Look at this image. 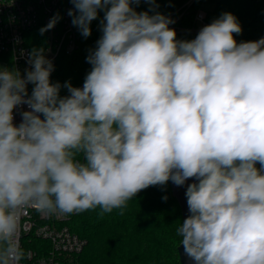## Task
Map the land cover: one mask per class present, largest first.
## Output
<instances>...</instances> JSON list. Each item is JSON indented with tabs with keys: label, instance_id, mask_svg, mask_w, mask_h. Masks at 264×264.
<instances>
[{
	"label": "clouds",
	"instance_id": "obj_1",
	"mask_svg": "<svg viewBox=\"0 0 264 264\" xmlns=\"http://www.w3.org/2000/svg\"><path fill=\"white\" fill-rule=\"evenodd\" d=\"M69 2L85 39L103 12L82 87L51 81L44 47L20 50L23 73L0 67V264L31 255L20 246L26 209L123 215L142 190L189 180L176 230L184 255L264 264V38L238 43L230 12L180 40L157 0Z\"/></svg>",
	"mask_w": 264,
	"mask_h": 264
},
{
	"label": "trees",
	"instance_id": "obj_2",
	"mask_svg": "<svg viewBox=\"0 0 264 264\" xmlns=\"http://www.w3.org/2000/svg\"><path fill=\"white\" fill-rule=\"evenodd\" d=\"M165 0L159 4L158 11L162 14L167 13ZM211 0H192L188 8L189 14L185 17V23L192 25V19L195 12L202 8ZM213 2V1H211ZM200 3V6L197 5ZM211 10L207 11V22L211 23L214 19L224 12L232 13L242 27V33L234 34V38L240 41H256L264 38V0H217L214 2ZM148 8L141 3L136 9L146 11ZM169 14V13H168ZM167 14V15H168ZM103 17V12L99 18ZM99 18L92 22V35L87 39L81 36L78 50L68 56L60 58L57 71L51 75L53 83L59 81L63 84L65 81H71L73 86L78 87L84 82V78L91 66L86 62L88 49L95 47V42L99 39ZM196 35L192 36L194 39ZM64 74V71H67ZM79 75V76H78ZM30 86V92H31ZM67 90L62 89L61 95H66ZM170 183V181H169ZM171 199L177 205L178 221L177 228L183 222L181 208L173 196L171 183ZM153 188L142 190L127 204L124 214L120 215L119 209H114L111 213H105L102 217L98 215L99 208L87 210L75 214L69 222L73 233L86 239L88 244L84 251L79 255H70L66 257L63 264H160L162 250L160 249V229L168 230V220L165 215V208H161L159 216L148 215L146 208L153 203ZM158 202L159 199L156 198ZM155 221H151L150 218ZM181 237L176 245V251L179 258L178 247ZM90 247V253H83ZM179 264L180 262V258Z\"/></svg>",
	"mask_w": 264,
	"mask_h": 264
},
{
	"label": "built area",
	"instance_id": "obj_3",
	"mask_svg": "<svg viewBox=\"0 0 264 264\" xmlns=\"http://www.w3.org/2000/svg\"><path fill=\"white\" fill-rule=\"evenodd\" d=\"M189 6L169 15L176 21L170 27L176 30L180 40H190L203 26L210 24L207 11L200 8L193 16L192 25H187L185 17L189 14ZM71 8L73 5L69 0H0V64L6 68L15 67L23 73L28 66L20 57V50L27 52L33 47H44L48 58L53 60L54 74L60 58L74 54L80 45L81 35L67 14ZM56 13L62 19L53 29L40 35L39 29ZM17 38L22 42L16 44ZM82 86L83 83L79 87ZM23 110H28L26 105ZM19 111L20 108L14 110L15 124L21 122ZM74 215L48 216L26 209L21 218L20 246L31 255L21 264H63L66 257L82 253L88 241L71 231L69 222Z\"/></svg>",
	"mask_w": 264,
	"mask_h": 264
},
{
	"label": "rangeland",
	"instance_id": "obj_4",
	"mask_svg": "<svg viewBox=\"0 0 264 264\" xmlns=\"http://www.w3.org/2000/svg\"><path fill=\"white\" fill-rule=\"evenodd\" d=\"M160 4H163V2H158ZM164 3L166 4V6H168L169 8H167V13L166 15H171L176 13L178 10H180L181 8H186L188 7V5L192 4V0H165ZM214 2H207L202 9H204L205 11H209L213 8L214 6ZM144 6H146L148 8V5L144 3ZM200 6V3L197 5V7ZM0 67H5L3 64H0ZM67 71H64V74H67ZM79 76V75H78ZM79 85V84H78ZM75 86V87H78ZM153 188V203L150 204L147 208H146V213L148 215H152V216H159L161 213V208H165V217L168 220V230L166 233V229H160L158 232H160V249L162 250V255L161 256V262L160 264H179V258H178V254L176 251V245L177 242H179V237L177 235V225L176 222L178 221V212H177V205L174 204L172 202V198H171V194L170 193V183L168 182V184L165 187H161V186H152ZM167 196L168 199L167 201H164L162 199V197ZM156 198L159 199V201H156ZM172 199V200H171ZM151 221H155L153 218L149 217ZM90 253V247L88 249H86V251L83 253V255H86ZM134 264H138V262L136 261Z\"/></svg>",
	"mask_w": 264,
	"mask_h": 264
},
{
	"label": "water",
	"instance_id": "obj_5",
	"mask_svg": "<svg viewBox=\"0 0 264 264\" xmlns=\"http://www.w3.org/2000/svg\"><path fill=\"white\" fill-rule=\"evenodd\" d=\"M192 182H193L192 180H189L186 182V184L184 186L177 187L174 184H172L170 181L172 193H173V196L176 198V200H177V202L181 208L183 220L189 215L185 191H186L187 184L192 183ZM178 253H179V258H180L181 264H195L194 261H190L184 255L182 244H180L178 247Z\"/></svg>",
	"mask_w": 264,
	"mask_h": 264
}]
</instances>
